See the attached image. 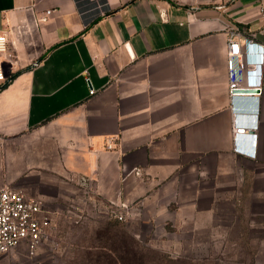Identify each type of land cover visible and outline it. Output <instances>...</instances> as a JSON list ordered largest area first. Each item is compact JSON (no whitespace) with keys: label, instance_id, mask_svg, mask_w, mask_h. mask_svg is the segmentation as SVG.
I'll return each instance as SVG.
<instances>
[{"label":"crops","instance_id":"obj_1","mask_svg":"<svg viewBox=\"0 0 264 264\" xmlns=\"http://www.w3.org/2000/svg\"><path fill=\"white\" fill-rule=\"evenodd\" d=\"M106 1L86 24L76 0H0L12 52L0 85V187L24 188L57 217L87 174L105 199L139 207L124 220L135 227L174 228L200 243L215 216L243 222L252 243L253 214L264 213V0ZM230 25L253 37L241 46L261 64L246 83L263 85L234 107ZM235 112L257 116L258 128L240 136L248 149L258 133L256 157L234 149Z\"/></svg>","mask_w":264,"mask_h":264},{"label":"rangeland","instance_id":"obj_2","mask_svg":"<svg viewBox=\"0 0 264 264\" xmlns=\"http://www.w3.org/2000/svg\"><path fill=\"white\" fill-rule=\"evenodd\" d=\"M68 212L54 216L56 229L35 254L19 246L0 255V264H264V213H254L252 243L244 227L226 221L200 227V243H184L178 229H147L110 217L76 221ZM228 213H223V215ZM261 224V225H260ZM130 247L129 252L124 249Z\"/></svg>","mask_w":264,"mask_h":264},{"label":"built area","instance_id":"obj_3","mask_svg":"<svg viewBox=\"0 0 264 264\" xmlns=\"http://www.w3.org/2000/svg\"><path fill=\"white\" fill-rule=\"evenodd\" d=\"M76 1L79 12L83 15L86 24L110 9V5L106 0ZM53 9L47 8L40 19H47ZM89 15L90 17H88ZM243 35L247 40L254 41L253 37L250 34H244L239 26L230 25L228 27V94L233 107L239 97L242 100L257 99L263 90V85H248L246 83V72L257 69L261 62H248L246 60L245 51L241 46ZM10 44L9 29L4 27L0 30V85L6 82L8 78L5 58L12 56ZM260 44L264 48V42ZM95 91V88L90 89L91 94ZM255 119L256 121L245 122L238 112L233 115L234 149L236 152L252 157L257 155L258 133H252L255 145L248 149L241 145L240 136L251 128H258L257 116ZM105 140L108 149L115 148L116 144L112 135H107ZM133 172L138 175L143 173L141 167H135ZM76 182L80 189L79 196L69 202L66 211L68 212L66 215H72L76 221L96 217H110L124 221L139 212V207L134 204L116 203L105 199L98 192L94 179L87 174L79 175ZM54 213L46 208L41 198L29 194L22 187H15L10 184L0 187V255L9 254L19 246H24L28 253L35 254L44 240L48 239L56 229Z\"/></svg>","mask_w":264,"mask_h":264},{"label":"trees","instance_id":"obj_4","mask_svg":"<svg viewBox=\"0 0 264 264\" xmlns=\"http://www.w3.org/2000/svg\"><path fill=\"white\" fill-rule=\"evenodd\" d=\"M116 220H117V219H116ZM125 248H126V249H124V250H125L126 252L131 251V250H130V247H129L128 244H127V246H126ZM125 257H126V256H122V263H123V264H125V262H126V261H125ZM138 264H142V260H139V263H138Z\"/></svg>","mask_w":264,"mask_h":264},{"label":"water","instance_id":"obj_5","mask_svg":"<svg viewBox=\"0 0 264 264\" xmlns=\"http://www.w3.org/2000/svg\"><path fill=\"white\" fill-rule=\"evenodd\" d=\"M243 108V107H242Z\"/></svg>","mask_w":264,"mask_h":264}]
</instances>
